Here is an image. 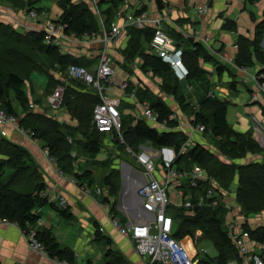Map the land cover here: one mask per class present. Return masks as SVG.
Returning <instances> with one entry per match:
<instances>
[{"label": "trees", "instance_id": "trees-1", "mask_svg": "<svg viewBox=\"0 0 264 264\" xmlns=\"http://www.w3.org/2000/svg\"><path fill=\"white\" fill-rule=\"evenodd\" d=\"M247 1L257 2L259 0ZM117 5L118 2H115L111 6L112 11L109 13L116 11ZM109 15L106 14L108 19L111 17ZM60 20L66 24V34L74 35L77 38L80 36L84 37L83 34L95 33L100 28L99 21L95 19L92 11L87 6L73 4L69 2V0L64 2V9ZM106 23L107 25L104 23L105 27L111 26L109 22L106 21ZM262 24H264V21L258 25L260 29H258L256 36L263 35V29H261ZM235 26L233 21L226 20L222 28L235 29ZM134 33L133 40L132 32L129 33L131 35L129 42V50H131V53L130 55L127 53V59L132 57L133 60L137 55L143 56V67L148 68L162 78L161 87L165 92L168 94L173 92V94L179 98V96H181L180 83H177V78L175 77L172 81V76L174 75L169 64L164 62L160 57L150 56L144 53V47H150L154 31L149 34L144 28L142 30L136 29ZM141 35L143 36V44L140 42ZM11 40L15 44H18V48L16 47L17 51L25 53L26 49H28V52H35V54L42 59H47L51 63H57L61 68L60 70L64 71V73L69 65H79L82 62L74 57L61 55L57 46L46 44L44 42L43 33H29L23 36L15 32L9 25L0 22V43L11 46ZM187 40L190 42L189 39L181 35L178 36L179 44ZM238 41L237 52L234 57V63L238 67L247 68L252 66L254 64L252 54H256V52L257 60L260 63H264V51L262 49L258 47L252 49L250 45L246 47L243 43L245 41L243 38H239ZM192 43L194 42L192 41ZM182 50V57L185 58L188 64L187 83H196L198 85L203 83L200 84L203 96L198 99L196 109L192 110L190 104L184 103L185 97L179 99L182 107L190 110L189 112L194 118L192 124L199 123L204 125V134H208L216 140L217 150L221 156L234 158L243 157L246 153H262L263 150L254 140L250 131L238 132L232 129L227 120L228 102L219 99L215 95H208L212 88V84L208 80L207 72L198 66L197 61L199 57L204 60H211L205 48L200 43H194L191 50L184 47ZM225 69L223 64L217 63L216 70L219 75H221ZM262 72H264V69H262ZM191 76L193 81L189 80ZM23 81L24 77L19 76L13 71H4L0 64V101L6 111L10 113H13L14 108L11 102L12 97L19 101L20 106L25 111L28 110L27 99L25 98L22 88ZM75 82L78 83L77 81ZM80 84L66 85L67 88L65 87V90L67 91L63 100V106L68 109V113L76 120L75 126H64L62 123L50 117H41L40 115H34L32 113L26 114L21 121L22 127L31 131L33 136L46 146L48 155L55 160L57 168L64 174L69 172L72 173L73 171L74 158L70 155L72 149L74 150L75 148L78 154L95 158L103 145L100 139L105 136V133L98 131L91 122L94 106L100 102V99L98 96L92 97L86 93H82L80 91L81 89H79ZM50 85L51 81L49 78L47 86ZM133 89L132 87V90H130L133 91ZM135 96L139 101L147 102L150 108L158 114L159 120L167 119L172 113V110L154 95H149L145 91L138 90ZM122 120L123 118H121L120 133L128 140V145L132 146L133 151H137L138 146L147 141L155 148L168 146L179 151L187 140L185 134L180 130L158 131L156 128L150 127L147 122L142 119L134 120L133 118L134 121L130 122L131 125H126V122L124 121L125 123H123ZM177 123V120H171L168 126L174 128L178 125ZM90 127L93 128L96 134L95 137L91 136V133H89ZM75 133L81 134L84 139H77L74 141L72 138ZM119 135L114 133L112 135L113 141H118V138H120ZM67 136L72 137L71 142L68 141ZM69 144L73 145V147L70 148ZM0 152L8 156L5 164L9 167L17 169L16 171L24 170L26 167V153L22 148L9 142L2 141L0 143ZM174 165L176 168L181 169L199 165L206 170L207 174L222 189L227 191L231 189L234 177L237 174L235 200L242 210V213L248 216L252 213L264 212L263 162L251 161L249 163L235 165V163L224 161L219 155L211 153L201 145L196 144L186 153L179 155ZM16 173L17 172H15V174ZM73 174L76 175L75 173ZM29 176L31 178H40V175H36L34 172L29 173ZM76 176L79 177L78 175ZM10 181H12V179L8 181L2 180L0 174V218L16 223L22 233L27 234L30 229L34 227L38 219L37 214L33 213L34 207L47 204L46 199L39 196V192L43 189L42 184L35 182V184L29 186L27 190H15L14 185L11 186L9 184L11 183ZM118 181L119 176L117 170H112L104 177L102 184L106 187L108 192V197H105V201L107 200L110 202L111 196L116 195ZM207 188L208 185L203 184L197 191H192V193H194L193 196H197L198 193H204ZM35 191H37L36 194H34ZM112 201L110 202V212L114 213L113 208L115 202ZM60 210L61 216L65 219L71 217L67 209ZM170 213L176 222L173 233L174 238L180 241H186L185 244L191 247L190 241L193 238L194 231L201 229L203 231V236L212 241L215 245L218 253L217 256L211 258L206 255L199 256V254H197L194 258L195 260L198 259L197 264H226L230 259L240 260L236 248L226 232L224 224L226 209L221 201H219L217 206H197L193 212L188 214L185 213L182 208H172ZM246 229L253 239L264 243V226L258 227L255 230H250L249 227H246ZM99 234L97 230L96 235ZM35 237L43 244L45 251L50 257L57 258L67 264H73L74 253L66 248H60L49 231L36 230ZM111 252L112 251L106 252L105 255L107 258H109ZM105 264H109V261H106Z\"/></svg>", "mask_w": 264, "mask_h": 264}, {"label": "crops", "instance_id": "crops-1", "mask_svg": "<svg viewBox=\"0 0 264 264\" xmlns=\"http://www.w3.org/2000/svg\"><path fill=\"white\" fill-rule=\"evenodd\" d=\"M48 1V0H46ZM45 1V2H46ZM52 1V0H49ZM59 2L58 0H54ZM52 1V2H54ZM261 1V0H259ZM248 2L245 3H255V6H259L258 8V19L250 20L248 17V11H243L244 0L240 3L234 2L236 6H239L240 14L236 16L235 19L238 24L235 26V29H225L222 28L223 19L211 21L209 18L211 14H206V12L197 13L200 6L205 5L204 7H209L208 5L212 0H202L203 4H197L195 0H192V6L195 7L196 15L199 17L198 21H192L186 12V8L189 5L190 1L186 0H162L163 9L160 10L156 5H154V11L150 14L147 10V7L143 4L142 0H129L130 5H132V14L146 12L150 24L145 27V29L150 33L155 31L157 27L163 28L165 32L169 36V41L176 47L187 48L188 50L192 49V45L194 43H200L207 53L210 55L211 60H204L201 57L198 58V66H200L203 70L207 72V77L210 83L212 84L213 94L221 100L227 101V113L228 107L234 106L232 109V121L230 122L228 114L227 120L230 126L238 132H246L248 130H255L256 124L264 125V97L259 94L258 99L256 101H252L250 99L251 94L256 92L257 85L253 80L252 75H254L258 69H264V63H258L253 59L254 64L250 67H245L246 72L240 70L239 68L226 63L220 57V54L225 52L226 54L232 56L233 58L236 55L237 47L234 46L237 35L245 32L247 36L256 35L255 28L258 27L260 23L264 21V2ZM51 2V4H52ZM73 4H82L87 6L93 13V8L91 7L89 0H71L69 1ZM10 1L0 0V22L3 24H7L12 29L21 34L22 32H35L40 30L42 27V23H35L30 19H27L22 12H17L16 10H11L10 5H8ZM62 5V8L60 6ZM197 4V6H195ZM231 8V1L227 2ZM226 5V3L224 4ZM60 8H59V7ZM220 6V5H219ZM235 6V7H236ZM54 10L50 13L52 16L56 17L58 13H62L64 9V4L61 2L58 5H54ZM99 9V8H98ZM135 9V10H134ZM143 9V10H142ZM60 10V11H59ZM226 8L223 10L225 11ZM100 11V9L98 10ZM104 12L103 10H101ZM116 12V11H115ZM199 12V11H198ZM206 14V15H205ZM94 15V13H93ZM53 17V18H54ZM227 17V16H226ZM229 17V16H228ZM105 18H107L105 16ZM230 18V17H229ZM115 19V18H114ZM201 19V20H200ZM201 21V22H200ZM105 21H99L100 26H104ZM109 22V20H108ZM110 23V22H109ZM120 24L121 20H111L110 25L112 24ZM163 25V26H162ZM136 29L132 25V40L133 34L136 32ZM221 29V31H220ZM142 30V29H141ZM183 36L186 39L192 38V41H186L182 44L178 42V36ZM264 37V31L263 35ZM131 37V35H130ZM140 42L143 44V36H140ZM78 39L74 35H69L65 43L62 44L61 50L59 52L61 55H67L70 57H74L82 62L91 63L97 56L98 48L101 46V43L97 40L88 39L87 42L78 43L74 40ZM126 40V39H125ZM207 40V41H206ZM64 42V41H63ZM262 47L264 48V41ZM260 47V49H262ZM264 51V49H262ZM144 53L150 56H156L152 50L151 45L144 47ZM157 57V56H156ZM143 56L137 55L132 60V87L134 88V92L136 93L138 90L145 91L149 95H154L156 98L160 99L164 104H166L173 112L177 114V126L171 128L170 126H162L158 123L156 124L158 127L156 128L158 131H168V130H182L185 132L187 127L191 126L192 120L194 119L189 109H184L179 102V99L185 97L184 103L190 104L192 110L197 108V101L199 98L203 96L202 90L199 85L196 83H187L186 77L177 78L174 73L172 79L177 78V83H180L181 87V96L176 97L173 92L168 94L165 92L162 85V78L153 73L146 67H143ZM90 59V60H89ZM184 66L187 67V61L184 57H182ZM217 63H221L225 66V70L218 74L216 70ZM215 64V65H214ZM253 69V70H252ZM192 76L189 80H192ZM55 83H62L61 80L54 78ZM73 80V79H72ZM65 83H62L64 86L68 85V80L65 79ZM78 82V81H77ZM88 88L86 91L81 89V92H86L92 97H97L96 95L89 92ZM114 94L120 101L130 102L132 103V107L139 108L142 113L141 101L137 98H131L127 94L123 93V91H119L118 88L114 89ZM41 91V90H40ZM88 91V92H87ZM113 92V91H112ZM110 94V93H109ZM111 95V94H110ZM119 95V96H118ZM124 95V96H123ZM209 95V94H208ZM136 97V96H135ZM16 101V100H14ZM259 102V103H258ZM13 104V103H12ZM30 104V103H29ZM237 105H242L243 108L238 112L236 110ZM14 106V105H13ZM131 107V108H132ZM37 109V108H35ZM22 111L26 114H34L39 115L43 112H34L33 110H24ZM47 117L55 118L56 120H60L59 122L65 124L66 126H75L76 120L71 117L68 111H60L56 113L54 116L50 114H45ZM143 117V116H142ZM141 117V118H142ZM138 118V119H141ZM136 119V117H135ZM144 120V119H142ZM187 137L189 132L184 133ZM188 134V135H187ZM204 134V133H202ZM81 134L77 133L78 138ZM207 135V134H206ZM257 135V134H256ZM82 136V135H81ZM106 139L102 142V146L100 152H104V158L102 160H97L96 158H86V156L82 154H78V151L72 149L70 155L74 158L73 168L77 167L80 162H88V160L105 161L109 158L110 153H108L105 149L108 145L113 146V139L111 134L105 133ZM70 137V142H71ZM75 138V137H73ZM72 138V139H73ZM190 138V139H189ZM82 139H84L82 137ZM214 139V138H212ZM207 140L210 142L207 143ZM9 142L13 145H16L19 148H22L26 153L25 162L29 163L31 159H33L38 168L41 171L40 178L44 176V179L39 181V184H46L45 190L48 195H58L63 196L67 200V212L71 214L69 219H65L61 216V208L58 204H52L48 202L47 204H43L41 206H35L33 209V213L40 216V219L37 223V231H49L54 238L55 242H57L60 248H66L74 253V262L73 264H98L102 262V257L105 249L117 250L122 256H124L125 260L129 261L126 264H146L147 257H141L134 251L133 244L131 246L130 240L121 235L109 222L106 213L102 209L101 205L89 195H86L81 191L78 185H75L71 180L70 175H66L61 173L57 168L56 162L51 161L48 156L45 155L42 149H40L39 144L32 142L30 139L24 138V136H20L17 134V131L13 129V127L9 126H1L0 127V143L1 142ZM213 141L211 140V136L200 135V133H194L193 135H189L187 137L186 142L182 146V153H186L189 149L194 147L196 144L201 145L203 148L208 150L211 153L217 154L220 156L219 151L213 146ZM99 152V153H100ZM75 153V156H73ZM98 153V154H99ZM107 153V154H106ZM264 154V150L262 151ZM28 156L30 157H27ZM97 154V155H98ZM180 154V155H181ZM96 155V156H97ZM8 156H5L0 152V174L2 180H10L12 179L11 186L14 185V189H23L27 190L29 187L26 186L25 183L29 182V178L24 177L23 175H19V171L17 169L9 167L5 164ZM253 158V157H252ZM78 159V160H77ZM251 156H249V160ZM264 160V156H263ZM132 161L136 163L135 159L132 156ZM257 161V159H254ZM136 165H138L136 163ZM158 167L160 165L158 164ZM142 170V167H141ZM160 170V169H159ZM24 170H21V172ZM15 172H17L15 174ZM28 174V173H26ZM142 174L136 167L132 166V171H128L127 180L128 182H132V185L137 182L140 178L144 180L140 175ZM158 174H162V170L158 171ZM29 175V174H28ZM13 177V178H12ZM106 177V175L104 176ZM25 181L21 185H17L19 182ZM36 182V181H35ZM38 183V182H37ZM36 183V184H37ZM35 184V183H34ZM128 184V183H127ZM136 184L135 186L139 185ZM235 184V187H233ZM233 184L229 191H222V202L229 204L231 207V212L227 213L226 220L233 222L235 224V231L239 232L241 230L247 231L246 227H249L250 230H255L258 227L264 226V212L255 214H249L245 216L242 213V210L239 208L237 204V208L231 206L232 200H235V190L237 188V174L234 177ZM32 186V185H31ZM134 186V187H135ZM132 187V189L134 188ZM127 191L126 185L122 190V202H120L119 213L122 216V219L125 223H134L140 219V214L142 213L140 208L137 207L136 202L137 199L132 195V191ZM37 191L34 192L36 194ZM236 201V200H235ZM237 203V202H236ZM177 208V207H173ZM172 208H170L171 210ZM169 210V211H170ZM225 219V218H224ZM225 221V220H224ZM98 232L99 235H96ZM241 233V232H240ZM198 240L207 239L204 236H201ZM244 243L248 250L250 251H258L259 241L253 239L250 234L243 235ZM209 240V239H207ZM186 242V241H184ZM191 246L194 249V255L201 254V252L205 253V251L199 252L196 247V242L193 243V239L190 241ZM189 242V243H190ZM198 262V259H196ZM195 260V261H196ZM239 262V260L235 259ZM106 260H103L102 264H105ZM0 264H65L63 261L58 260L57 258L50 257L48 253H42L36 250H33L29 247L28 241L18 225L14 223H1L0 224ZM67 264V263H66ZM197 264V263H196Z\"/></svg>", "mask_w": 264, "mask_h": 264}, {"label": "rangeland", "instance_id": "rangeland-1", "mask_svg": "<svg viewBox=\"0 0 264 264\" xmlns=\"http://www.w3.org/2000/svg\"><path fill=\"white\" fill-rule=\"evenodd\" d=\"M5 1L7 2V0H5ZM8 1H10V3L8 5H10L11 10H16L17 12L20 11V12L24 13V15L27 19H30L35 23H42L41 24L42 27L40 30H37L35 32H29V33H36V34L43 33V35H45L44 31H46L52 25L53 26L62 25L63 29H62L61 33L63 35L65 34L66 37L65 36L63 37V35H61V34H57L55 31V33L52 35V38L54 37V38H56V40H59V41L57 44L49 43L51 45L57 46L59 49L61 48L62 44L65 43V40H67V38L69 36L65 32L66 24L60 20V17L62 15L63 11H62V13H58L56 17L52 16L50 14L52 12H50V11H51V8H52V10L55 11L54 5H58L59 2L64 4V2L66 0H58L59 1L58 3H57V1H54V0H52L54 2L49 1V0L48 1H46V0H8ZM69 1H71V0H69ZM89 1L91 4V7L93 8V13H94L95 19H97L98 21H102V22L104 20L105 21L104 23L107 25L106 21L108 22L109 19L105 18V16H106V14L107 15L110 14L109 16L112 17V18L110 17V20H109L110 23H111V20H115V19L121 20L122 23L112 24L110 27L100 26L99 30L97 32L93 33V36H92V34H83L84 37L80 36V37H78V39L74 38V40L77 41L78 43L87 42L88 39L97 40L98 42L101 43V46L97 50L98 51L97 56L91 63L87 64L86 62H81L79 65L78 64H76V65L85 68L86 71L91 73L93 77L96 76V78H97V75H99V73L101 71H103L104 69H107V70L110 69V72L108 71L109 72V74L107 75L108 77L107 78L102 77L100 80L101 82L99 81L101 83L100 85L103 87L101 95L115 97L118 100V105H117L116 109L120 115V118H123L122 122L123 123L126 122V125H131L130 122H132L138 118H141L142 113H141L139 108L132 107V103H130L129 101L128 102L120 101L115 96L117 94H114V92H115L114 89H116V87H117L120 92L123 91V93L127 94L128 96H130L132 98V91H131L132 90V57L127 59V53H128V55H130V53H131V50H129V42L131 39L129 33L132 32V5H130L129 0H89ZM111 1H112V3H111ZM186 1H190L188 7L186 8V12H187L188 16L190 17V19L192 21H198L199 17L196 15L195 7L192 6V4H193L192 0H186ZM228 1L229 2L231 1V8H230L229 4H227ZM235 1L241 4V2L243 0H212L211 7L209 5H208L209 6L208 8L205 7L206 8L205 12L207 15L211 14L208 16H210L209 19L213 22H214V20H219V19L222 20L223 17H225L223 22H226V20L227 21H233L235 23V25H237L238 22H236L235 19H231V18H236V16H238V14H240V12H241V11H239L240 7L236 6V4L234 3ZM245 1H247V0H244V6H243L244 10L243 11H245V12L248 11V17L250 18V20H252V21L257 20L258 15H259L258 14L259 6H255L254 5L255 3H245ZM51 2H52V4H51ZM115 2H118V5H117L118 7H117L116 12L114 11L112 13H109L110 11H112L111 6ZM142 2L147 7V10L150 14L154 11V5H156V7H158L155 0H142ZM195 2L197 4H203L202 0H195ZM263 2H264V0L259 1V3H261V5ZM225 3H226V5H224ZM197 4L195 6H197ZM60 6L62 8L61 4H60ZM204 6L205 5L200 6V7H204ZM98 8L100 10H105V11L104 12L98 11L99 10ZM225 8H226V10L223 11ZM32 12L34 13V15H31ZM197 13H200V12L197 11ZM114 28L116 29V31L114 30ZM161 29L164 30L163 28H161ZM258 29H260V28L256 27L254 29L256 33H257ZM261 29H263V31H264V24H262ZM233 30H234V28H233ZM220 31H221V29H220ZM29 33L22 32L21 35L26 36ZM239 38H243L245 40L243 43L246 45V47L248 45H250L252 47V49L254 47H258V48L262 47L263 41H264L263 36H260V35L256 36L255 34L253 36L252 35L247 36L245 34V32H243L242 34L237 35L236 41L234 43V46H236V47L238 45V42H239L238 39ZM44 42H45V39H44ZM11 43H12L11 46L6 45L4 43H0V64H1L4 71H6V72L13 71V72H16L19 76L24 77L22 88H23V91L25 94V98L27 99V106H28V108H30V110H33L34 112H43L44 111L43 113L39 114L41 117H47L45 115L46 113L52 115L53 113H59L61 110L62 111L63 110L68 111V109L63 106V100L65 98L66 91H67V90H65L67 88V86H64L62 84V83L66 82L65 79L68 80V85L69 84L74 85V84H80L81 83L79 85V89H84L86 91V88L89 87L90 90H88V91L91 92L92 94L98 96V98L100 99V94L97 93V91L95 89H93L90 85L84 83L83 80L73 79L69 75V73H66L67 70L65 71V73H64V71H61L60 70L61 68L59 67V65L57 63H51L47 59H44V58L42 59L41 57L37 56V54H35V52L34 53L28 52V49H26L25 53L19 52V51H17L18 44H15L12 40H11ZM23 45H25V44H23ZM7 46H9V47H7ZM262 49H264V48L262 47ZM224 54H225V52H224ZM256 54H257V52H256ZM256 54L255 53L252 54V59H255V61L258 63ZM228 56H230V55H228ZM230 58H232V56H230ZM258 58H259V56H258ZM71 65H73V64H71ZM102 66H106V67L103 68ZM172 72L177 77V75L173 69H172ZM101 75H102V73H101ZM49 78L51 81V85L47 86V81L49 80ZM54 78L61 80L62 83H55ZM74 80L78 81V83H76ZM172 81H173V79H172ZM59 85L63 86V90H58V95H57L58 98H60V100H61V104H60L59 108L54 109V108H52L50 101H51L53 93L56 92V90H57L56 88ZM121 85L124 87H122ZM210 92H213L212 88L209 91V93ZM82 93H86V92H82ZM87 95H89V94H87ZM214 95H215V93L213 95L209 94V96H214ZM263 97H264V95H263ZM250 99H251V97H250ZM14 100H16V99L14 97H12L11 102L13 103L12 105H14L13 106L14 107L13 113L6 111L5 108L4 109L8 114L12 115L13 121L17 125V130H16V127H14L12 125V123H0V127L6 126V125L9 127L10 126L13 127V129L15 131H17L18 135H20L22 137L24 136V138L30 139L32 142H34L36 144L38 143L40 149H42L44 152V150L46 149V146L41 141L37 140L33 135L32 136H28L27 134L24 135L19 131V127H22L21 121L25 117L24 116L25 112L22 111V107L20 106L19 101L18 100L14 101ZM236 107H237L236 110H238V112L240 113L243 106L237 105ZM35 108H37V109H35ZM233 108H235V107L234 106L228 107V113L227 114H228L230 122L232 121L231 117L233 115L232 114ZM173 113H176V112H173ZM52 116H54V115H52ZM135 117H136V119H135ZM50 118H52V117H50ZM133 118H134V120H133ZM52 119L56 120L55 118H52ZM141 119H144V118L142 117ZM56 121L59 122L60 120H56ZM146 122L150 127H158L156 124H154L150 121H146ZM63 125L65 126V124H63ZM257 126L258 125L256 124L254 131H252V130H248V131L251 132L254 140L261 147V149L264 150V142L261 141L262 140L261 137H259V134L256 132ZM22 128H24V127H22ZM183 130L184 129H182L180 131L183 133L189 132V135H193L194 133L199 134V132L191 131L192 130L191 126L189 128L187 127V130L185 132ZM89 133H91V136H94V137L96 135L94 133L93 128H91V127L89 129ZM202 133H200V135H202V136L208 135V134L206 135V134H202ZM120 135H121V133H120ZM67 137H68V141L70 142V137L69 136H67ZM74 137H75V138H73L74 141L79 139L77 136V133H75ZM79 137H81L80 139H82L81 135ZM105 139H106V136H103V137H101L100 141L103 142ZM118 139H119L118 141L112 140L113 146L108 145L106 147L105 150L108 153H110L108 159H106L105 161H99V162L98 161L96 162L93 159L88 160V162H84V163L80 162L77 167L74 166V168H72L73 169L72 173L69 172L66 175L71 176L70 180L75 185H78L82 192L84 191V188L89 189L88 193H85V192H83V193L94 198L101 205V207H102V205H106V204L108 205L107 208L102 207V209L104 210V212L107 215L108 220H110L108 214H114L115 213L114 215L119 219V222L123 226L127 227V226L132 225V224L131 223H129V224L125 223V221L122 219L121 214L118 211V210H120L119 204H120V202H122V195H121L122 190H123L124 186L126 185V187H127L126 192L132 191V187H134L138 183H141L143 180H141L139 178L137 180V182L134 183L133 185H132V182H128L126 177H127L128 171H130V170L132 171V166L136 167L139 171H141V167L139 165H136V163L132 161V146L128 145V142H127L128 140H126L123 135H121V138H118ZM211 140L213 141L212 147H214L216 150L217 149V142L215 139H212V137H211ZM209 142L210 141L207 140V143H209ZM74 146H77V145H74ZM72 147H73V145H70V148H72ZM46 156H48V158H49V155H46ZM73 156H75V153H73ZM104 156H105L104 152H100L95 158L97 160H102L104 158ZM249 156H251L250 160H249ZM263 156H264L263 153H246L243 157H234V158H229V157H225L222 155L221 159L224 161L230 162V163H235V165H240V164H245V163H249L251 161H254V159H257L258 162H263ZM27 157H30V156H28V154H27ZM86 158H88V156H86ZM51 161H54V160L51 159ZM156 168H157V170L155 171V174L157 171L161 170V168L158 167L157 162H156ZM13 170L14 169H12V171ZM112 170H117V173L119 176L118 189L116 190V195L111 196L112 199L110 198V202L112 200L115 202V205L113 208L114 213L110 212L111 203L108 202L107 200L106 201L104 200L105 197H108V192H107L106 187L102 184L104 176L108 175ZM31 172H34V174H36V175H41V171L33 159H31L29 163L26 162V167L24 168V171L21 172V170H20L19 175H23L24 177L29 178L30 176L28 174ZM26 173H28V174H26ZM73 173H75L79 177H77ZM85 174H88V175H85ZM140 176L143 178L142 174ZM43 179H44V176L41 178H38V177L37 178H29V182L25 183V181H23V182L20 181L17 185H21L22 183H25L26 186H28V185L31 186L35 183V181L39 182ZM9 184L11 185V183H9ZM14 185H15V182H14ZM233 187H235V184H233ZM42 188L45 189L46 184L42 183ZM99 188H100V190H99ZM172 190H173V187H171V189H169V191H168L169 194L172 193ZM42 192L46 193V191L41 190L39 192V196L41 198H43V196L41 195ZM48 202H51L52 204L58 203L56 201L55 202L54 201H48ZM67 206L68 205L66 204L65 208L61 207V206H59V207L61 209H67L68 208ZM231 206L237 208V203L235 200H232ZM258 213H261V212H258ZM258 213H255V214H258ZM39 219H40V216H38V219H37L34 227L31 228V229L35 230V232L37 229L36 225H37ZM109 222L111 223V221H109ZM201 232H202L201 236H203V231L201 229H197L194 231L193 238H192L193 243L196 242V247H197V250L199 252L205 251V253L201 252L200 256L206 255V256H209L211 258H215L218 253H217L216 247L212 243V241L207 240V239H202V240L199 239L198 242L196 241L198 238H201L199 236ZM130 242H131L130 244L132 246V241H130ZM188 249L194 255L195 252H194L193 246H191V247L188 246ZM107 251H111V250L110 249L104 250V252H107ZM105 254L106 253H103L102 262H100L98 264H102L103 260L109 261V264H126V262L127 263L129 262V261L125 260L124 256H122L120 253H118L117 250H112L109 258H107V256Z\"/></svg>", "mask_w": 264, "mask_h": 264}, {"label": "built area", "instance_id": "built-area-1", "mask_svg": "<svg viewBox=\"0 0 264 264\" xmlns=\"http://www.w3.org/2000/svg\"><path fill=\"white\" fill-rule=\"evenodd\" d=\"M198 11L200 13L205 12L206 8H199ZM31 15H34V13L32 12ZM149 24L150 20L146 12L132 14V25L135 28L144 29ZM62 29V25H52L44 31L45 43L57 44L59 40H56L54 37L52 38V35L55 31L57 34L63 35L61 33ZM114 30L116 31L115 28ZM64 36L65 34L63 37ZM150 45L152 52L164 62L168 63L179 79L184 78L188 74V70L184 66L182 60V48L176 47V45L170 43L169 36L165 30L157 27L153 33ZM220 57L224 62L246 72V68H240L234 63L233 57L230 58V56L226 53L224 54V52L220 54ZM102 67L104 68L106 66ZM108 71L110 72V69H104L96 78V76L93 77L91 73L86 71L85 68L73 64L67 68L66 73H69L73 79L83 80L84 83L90 85L100 94L101 100L94 106L92 113V124L94 127L100 132L112 135L117 133L119 135L121 118L116 109L118 100L113 96L101 95L103 87L100 85V80L102 77H108ZM252 78L256 82L257 90L252 93L251 100L256 101L259 94L264 95V72L258 69V71L252 75ZM56 89L50 101L54 109L59 108L61 104V100L57 95L58 90H63V86L59 85ZM209 94L213 95V92ZM132 98L136 100L134 90L132 91ZM140 105L142 108V116L145 121L158 123L166 127L169 121L178 119L176 113L172 112L167 119L159 120L158 114L150 108L147 102H141ZM55 114L56 113H53L52 115ZM0 123H12L17 130V125L14 123L12 115L5 111L1 101ZM191 127V131L199 133L205 132V127L202 124L191 123ZM19 131L24 135H33L31 131L22 127H19ZM256 132L259 134V137H261V141L264 142V125L259 124L256 127ZM119 137L121 138V135H119ZM44 153L48 155L47 148L44 150ZM181 153L182 148L179 151L168 146L155 148L148 141L140 144L137 151L132 150L133 158L136 163L142 167L141 172L144 178L137 189V195L141 199L140 207L142 208V213L137 222L127 227L123 226L114 214H108L112 226L118 230L119 233L132 241L136 254L141 257H147L146 264H194L195 255L190 252L184 241H180L173 236L176 222L169 210L173 207L182 208L184 212L188 214L193 212L197 206H217L219 201H221L226 209L224 219L226 232L240 257L239 262L235 259H230L226 264H264V243H259L260 250L258 251H250L247 249L243 235H248V232L243 230L236 232L235 224L226 220L227 213L231 212L232 209L229 204L222 202L223 189L207 174L206 170L199 165L182 169L175 167L174 163ZM49 158L50 160H54L50 156ZM156 162L161 167V175L158 174V171L155 174L157 170ZM203 184L208 185L207 190L204 193H198L197 196L194 197L192 191H197ZM171 187H173V190L172 193L169 194L168 191ZM83 192L88 193L89 189L84 188ZM41 195L49 201L58 202L57 204L61 207H66L67 201L62 196L48 195L47 192H42ZM102 207L107 208L108 205H102ZM1 223L9 224L14 222L0 218V224ZM24 236L31 249L47 253L43 244L36 239L35 230L30 229ZM64 263L66 264V262Z\"/></svg>", "mask_w": 264, "mask_h": 264}, {"label": "water", "instance_id": "water-1", "mask_svg": "<svg viewBox=\"0 0 264 264\" xmlns=\"http://www.w3.org/2000/svg\"><path fill=\"white\" fill-rule=\"evenodd\" d=\"M155 1H156L157 5H158V8H159L160 10H162V9H163V6H164V5L162 4V0H155ZM209 6H210V4H209ZM189 40L192 41V38H189ZM263 163H264V160H263ZM139 186H140V184L137 185V186H135V187L132 189V195L136 197V199H137L136 205H137V207L140 208V210L142 211V208L140 207L141 199H140L139 196L137 195V189H138ZM196 263H197V260L195 261L194 264H196Z\"/></svg>", "mask_w": 264, "mask_h": 264}, {"label": "bare ground", "instance_id": "bare-ground-1", "mask_svg": "<svg viewBox=\"0 0 264 264\" xmlns=\"http://www.w3.org/2000/svg\"><path fill=\"white\" fill-rule=\"evenodd\" d=\"M135 10V9H134ZM143 10V9H142ZM101 11V10H100ZM104 11V10H103ZM112 18V17H111ZM99 19V18H98ZM108 20V19H107ZM110 20V19H109ZM104 21V20H103ZM105 25V24H104ZM259 103V102H258ZM63 197V196H62ZM64 198V197H63ZM66 200V199H65ZM132 224V223H131Z\"/></svg>", "mask_w": 264, "mask_h": 264}]
</instances>
